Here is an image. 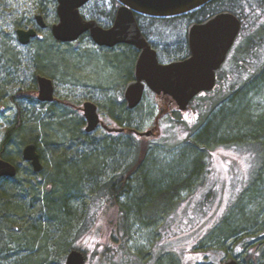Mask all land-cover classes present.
Segmentation results:
<instances>
[{"label": "rangeland", "instance_id": "374dc122", "mask_svg": "<svg viewBox=\"0 0 264 264\" xmlns=\"http://www.w3.org/2000/svg\"><path fill=\"white\" fill-rule=\"evenodd\" d=\"M243 6L241 11L245 29L238 47L244 44L246 37H253L256 31L264 30V0H244ZM42 7L45 9L46 23H56L57 8L53 0H0V99L4 108L0 114V155L20 166L17 195L27 206L26 216H13L17 221L6 222L0 218V264H33L40 259L39 264H64L71 250L64 252L59 246L61 233L58 225L55 226L46 215L48 208L45 198L50 197L54 190L62 201L64 194H71L70 190L77 188L88 175L97 176L95 193L92 188L83 186L79 198L71 201L75 211L74 221H77V216L80 217V223H74L71 228L72 237L70 233L67 238L71 247L82 245L83 231L77 238H73V232L78 226L86 225L85 220L90 218V221L92 216L103 211V204L108 211L106 215L111 224V235L117 236L118 227L112 223L122 213L120 210L115 212L116 207L130 204L135 193V201L142 208L157 207L161 201L172 205L166 210L163 203L161 211L155 212V215H148L149 211L146 210L140 211L139 221L131 216L133 221L129 223L125 243L133 256L142 258L145 264L152 257L156 259L150 264H182L189 251H200L204 264H223L227 255L233 259L238 257L243 264H264V253L258 258L249 255V245L240 246L245 236L257 235L264 215L258 216L255 228H239L237 234H228L230 221L232 224L243 215H255L260 207H244L243 200H240L235 207H222L223 217H219L216 207H191V200L198 198L194 196L197 191H193L194 188L181 189L185 186L182 181L173 185L170 192L161 185L162 177L169 176L176 181L177 172L171 165L189 147L185 141H196L202 130L220 114L222 106H230L239 95L247 92L252 110L264 109V94L256 92L258 85L252 77L257 63L264 61V46L260 47L264 41L254 39L252 52L247 54L246 61L239 62V66L232 69L230 85H218L212 93L200 96L186 114L168 105L164 106L165 113L161 114V102L149 90L141 106L128 111L123 92L133 75L134 52L127 47L104 50L94 45L88 36L74 43H56L50 30L40 31L42 41H34L29 47L21 46L16 40L15 30L20 27L19 24H32ZM115 12L114 0H93L83 8L82 14L106 27ZM141 25L145 27L144 32L150 42L158 48L159 59L163 63L183 56L189 19L183 16L173 20L143 17ZM37 76L53 81L58 102L39 103ZM241 88L242 93L237 95ZM88 101L96 104L103 120L116 128L130 125L134 129L148 131L160 118L158 134L148 141L133 135H106L102 129L87 136L80 108ZM243 118L245 116L235 112L222 125L213 128L223 130L227 128L225 124L235 126ZM178 121L183 124H177ZM76 123L81 125L84 134L80 129L76 133ZM8 132H12L11 142L6 144L4 139ZM20 135L23 139L29 135L30 138L23 140ZM212 137L209 142L213 146L209 148L208 157L213 156L217 162L227 157L241 161L248 160L249 156L264 159V148L258 149L256 142L227 144L222 141L229 139L226 136L220 134L216 140ZM29 141H35L39 146L44 167L40 176H30L22 157ZM220 141L224 143L218 145ZM201 160L203 156L200 163ZM70 162L73 164L66 165ZM218 166L222 176L227 177V171L220 164ZM124 176L128 180L125 186H120L119 191H123L125 196L116 203L108 195L99 198L98 190L102 186ZM192 183L193 180H190L188 184ZM54 186H57L56 189ZM0 192H3L1 184ZM56 212L61 214L60 210ZM180 236L186 237L181 240ZM114 239L119 245L123 243L118 236ZM110 251L111 264H138L132 255H121L116 248ZM158 257H161L159 261Z\"/></svg>", "mask_w": 264, "mask_h": 264}, {"label": "water", "instance_id": "95a60500", "mask_svg": "<svg viewBox=\"0 0 264 264\" xmlns=\"http://www.w3.org/2000/svg\"><path fill=\"white\" fill-rule=\"evenodd\" d=\"M59 23L51 26L53 38L60 43L77 42L89 34L93 42L101 47H115L120 44L134 46L140 51L135 66V80L128 83L124 91L125 101L130 110L136 109L143 101L145 89L157 96H170L180 112L187 111L190 103L201 93L211 92L216 87V72L226 59L227 53L241 32V21L233 13L222 12L202 24L189 28L191 56L185 60L161 64L158 54L144 37L136 15L153 18H171L199 10L214 0H116L119 8L114 25L106 30L96 21H86L80 10L92 0H55ZM40 29L47 28L42 14L35 17ZM17 40L23 45L30 44L38 35L34 28L16 30ZM38 100L43 103L55 101L53 81L42 76L36 78ZM85 118V132L91 134L103 125L97 106L85 102L81 108ZM109 132L124 133L125 130L110 129ZM135 135L149 139L154 131H133ZM23 160L31 163L35 173L43 170L38 147L27 144L22 152ZM16 166L0 159V179L15 178ZM85 256L71 251L65 264H85ZM224 264H238L230 258Z\"/></svg>", "mask_w": 264, "mask_h": 264}, {"label": "flooded vegetation", "instance_id": "af4514ba", "mask_svg": "<svg viewBox=\"0 0 264 264\" xmlns=\"http://www.w3.org/2000/svg\"><path fill=\"white\" fill-rule=\"evenodd\" d=\"M53 1L56 3L55 0H53ZM210 4H208V5H210ZM86 6H84L83 8H85ZM115 7H116V12L114 13V16L111 17V21H110L109 26H106V27H104L101 23H99L98 20L88 19V18H86L87 16H85V15H83V16L86 19H88L89 21H96L101 27L108 30L114 25L117 11L120 8V5L116 1H115ZM42 8L43 9H41V11L43 10V13L41 11H39L37 14H42V16L45 20V9H44V7H42ZM56 8H57V3H56ZM83 8L81 10V13H83ZM198 11H195V12H192V13H189V14H186L183 16V17H186L187 19L190 20V25H189L187 32H186V45H185V50H184L183 56L179 57V58H174V59L169 60L165 63H163L159 59V62L161 64H169V63L174 62V61L185 60V59L189 58L191 56V50H190V46H189V36H188L189 28L194 24H202V23L206 22L207 20L211 19L212 17L218 15L219 13H222V12H219L216 14H208V12H205V14H203V13L199 14ZM35 17L36 16H34V21H32V24L30 26H28L26 28H17V29H24L25 31H28L29 29L34 28L38 33L37 37L35 39H32L30 44H28L27 46H24V47H29L34 41H42L43 39H42L40 31L50 30V33H51V26L54 24H57L59 22V18L57 15V22L56 23H54L52 25L47 24V28L41 30L37 26V22L35 20ZM143 17L150 18V17H146L143 15H136L137 22L140 26V29H141L144 37L147 39V41H149L152 48H154L157 51L158 58H159L160 52H159L158 48L153 43L150 42L149 37L147 36L146 32H144L145 27L141 25V19ZM151 19H157V18H151ZM166 20H169V19H166ZM45 22H46V20H45ZM241 22H242V27H243V21L241 20ZM16 30H15V34H16ZM242 30H243V28L241 29L240 34L236 38L233 46L231 47V49L227 53L225 61L221 65L220 69L217 70V72H216V88L218 87L221 79L222 80L226 79V81L228 82L230 80V78L232 77V69L234 68V57H236V54H235L236 48L238 46V41H239L240 36L242 34ZM51 36H52V33H51ZM84 36H88L90 38V40L92 41V43L94 45H96L88 33L83 35L81 38H83ZM16 40H17V35H16ZM17 42H18V40H17ZM60 44H62V43H60ZM21 46H23V45H21ZM96 46L99 48H102L104 50H106V49L107 50H115L114 48H117V47L118 48H120V47L126 48L127 47V48L131 49L132 52H134V71H133L132 78L129 80L128 83L135 80V77H134L135 76V66H136V62L140 56V51L137 48H135L134 46H131V45H127V44H120V45H117V46L112 47V48L101 47L98 45H96ZM225 71H227L226 76H224V74H223ZM146 91H145V94H146ZM37 92H38V85H37ZM212 92L202 93L198 97L210 94ZM145 94H144V98H145ZM123 97H124V92H123ZM155 97L157 98L158 101L160 100V102H161L160 103V105H162V106H160L161 114L165 113L164 106L168 105L170 108L171 107L175 108V104H174V102H172V99L170 96H155ZM124 101H125V97H124ZM56 102H58V101L55 97V101L50 103V104H53ZM39 103L47 104V103H43L40 101H39ZM124 103H125L126 109L128 111H133V110L128 109L126 101ZM140 106H141V104L137 108H139ZM190 106H189L188 110L190 109ZM81 108H80V110H81ZM97 108H98V113L100 115V119L103 123V125H99L97 130L102 129L106 133V135H117L118 136L119 134L125 135L128 132V133H130L128 135H133V136L139 137V136L135 135V133H133V131L145 132V131H141L139 129L125 128V127H121L125 130L124 133L109 132L108 128H110V129H121V128H116L114 126L108 125L106 123V121L103 120V117L100 114L98 106H97ZM136 109H134V110H136ZM3 111H4V108L2 106V100L0 99V114ZM81 112H82V110H81ZM159 119L156 120L155 125L150 129V130L154 131L153 137H156L158 134ZM8 133H6V135H5L4 143H7L6 141H7ZM248 141L256 142L258 144V149L264 148V135L257 136V137H250V139H248ZM211 157L212 158L203 157V160H201V163H200L201 164V169H200L201 171L199 173H197V175L194 177L193 183L189 187L186 188L188 190L194 188L193 191L194 190L197 191L194 196H198V198L197 199L193 198V200H191V203H190L191 207H216V215H219V217H223L222 215L224 213V210H222V207H224L225 209L228 207H235L238 201L243 200L244 207H257V206L263 207V211L261 212V216H263L264 215V159H260L258 157H254V156H249L247 158L248 160L241 161V160H238L237 158L227 157V158H223L222 161L217 162L213 156H211ZM0 159L7 160V159L3 158L2 155H0ZM41 162H42V159H41ZM25 163L28 166V171L30 173V176H34V175L40 176V174L44 170V167H43V170L41 172L35 173L31 163H28V162H25ZM218 164H220L222 166L223 170L227 171V175H228L227 177L222 176V171H221V168L218 166ZM15 166L17 168V176L15 178H17L18 175L20 174L21 169H20V166H18L16 164H15ZM15 178H2V179H0V183L4 180H13ZM171 201H172V199H171ZM170 204L171 203L167 202V204H166L167 209H168V207L172 206V205L170 206ZM117 211H119L118 207H116L115 212H117ZM107 212L108 211L106 210V207H104V204H103V211H100L97 214V216H94V217L92 216V219L90 221H89L90 218L87 219V221L85 220L86 225L84 227V230L82 229L81 231H79L78 227H77L75 232H73V238L74 237L77 238L79 236V234L83 231V234L81 235L82 239H83L82 245L73 246L71 251L76 250V251L81 252L86 258L85 264H111V263H113L112 257H110V255H111L110 249H112V248L118 249V252L124 256L132 254V253L129 254V252L126 253L124 251L125 250L124 248L119 247V244L116 243L117 241H115L114 236L111 235V232H110V225L111 224L109 223V220H108L109 217H107V215H106ZM118 220H119V218L117 217L115 222L117 223ZM74 223H77V221ZM260 224H261L260 225V231L257 233V235L255 237L253 235H252V237L251 236H245L244 238H246V239L244 241H241V242H243V244H240V246L242 248L245 247V244L249 245L248 250H247L249 255H253V256H256L258 258L261 257L262 254L264 253V220H261ZM194 232H196V231H194ZM199 232H200V230H199ZM191 235H193V233ZM191 235H188V236H191ZM184 237H186V236H182L181 240L185 239ZM247 238H248V240H247ZM171 243H173V242H171ZM168 246H169V244H168ZM165 248H167V247L165 246ZM165 248H163V249H165ZM165 253L168 254L170 252L166 251ZM187 253H188L187 254L188 257L185 260H182V264H204V261L202 262V259L204 258V256L201 254L200 251H198V252L197 251L196 252L189 251ZM132 256H133V254H132ZM162 256H163V254H162ZM231 257L232 256L227 255V260L230 259ZM133 258H135L138 261V264H145L142 261V258L138 259L137 257H134V256H133ZM154 258L155 257H152L147 262V264H150ZM160 258L161 257H158V261ZM235 258L237 259L238 264H243L242 262L239 261L238 257H235ZM65 262H66V260H65ZM65 262H64V264H65ZM246 264H251V263H246Z\"/></svg>", "mask_w": 264, "mask_h": 264}, {"label": "trees", "instance_id": "16d2710c", "mask_svg": "<svg viewBox=\"0 0 264 264\" xmlns=\"http://www.w3.org/2000/svg\"><path fill=\"white\" fill-rule=\"evenodd\" d=\"M243 5H244V0H235V1L215 0L210 5L199 10L198 13L199 14H201V13L205 14V12H208V14H216L219 12L227 11V12H230V13L237 15L243 21L244 19H243V14L241 11L242 8H244ZM41 12L43 13V10ZM174 19H176V18H174ZM170 20H173V19H170ZM30 23L31 22H28L27 25L19 24L18 26H20L19 28H26V27L31 25ZM24 26H26V27H24ZM242 28H243V30L245 29L244 28V21H243V27ZM243 30H242V32H243ZM256 32L257 33L253 37H251V36H250V38L246 37L244 39V44L242 46H240V47L237 46V48H236L237 52L235 53L236 57H234V68L239 66V62L242 63V62L246 61L245 57L247 56V54L249 55L252 52L253 45H251V43L254 42V39H258V40L260 39V40H262V42L264 41V30L262 29V31H261V29H260ZM52 39H53V37H52ZM56 43H58V42L56 41ZM263 46H264V44L261 45L260 47H263ZM243 47H245V48H243ZM262 60H264V58ZM252 77L254 79H256V82L258 85L257 89H255L256 92L264 94V61H259V63H257L255 70H253ZM229 83L230 82L229 81L227 82L226 79H223V80L221 79V81L219 82V85L228 86V85H230ZM243 88H241V91H239L237 95L242 93ZM247 94H248L247 92H243V95H239L233 101V103L230 106H228V107L222 106L221 110H220V114L215 118V120H212V123L207 125L202 130V133L199 134V136H197L196 141L195 140L194 141H190V140L185 141L187 144H189V147L188 148L186 147V149L183 151V154L181 156H179L177 159H175L176 162L174 160V163H172V165H171V167L173 166L172 168H174L177 172L176 176H175L177 179L175 181L174 178H171L169 176H167L166 178L162 177L161 185L163 186V189L170 192V190H172V186L175 185L176 183H179V181H182L185 184V186L182 187L181 189H186L187 187L190 186L188 184L190 182V180H193L194 177L197 175V173H199L201 171L200 170L201 164L199 162L200 157L201 156L208 157V155H209L208 153L210 151L209 148L211 146H213L212 144H210L211 142H209L211 140L212 136H213L212 137L213 140H216L217 137L220 136V134L222 136H226V138H229V139H223L222 141L229 144V143H235V142L236 143L247 142L248 139H250V137H257V136L264 135V109H262V107L260 109L257 108V110L254 112L252 110V106L250 105V103L248 102V99L246 97ZM235 112H238V115L242 114L243 116H245V118H243L241 120V122L236 123L237 125H235V126L230 125L228 127V125L225 124L224 127H227V128L223 129V130H218V127L213 128V126H218L219 124L222 125V123L226 122V119L231 114H233ZM177 124H183V123L181 121H178ZM74 126L76 129V133H77V130L80 129L79 131L82 134H84L82 127L79 123H76ZM125 128H133V127H131L129 125ZM11 133H8V135H7V141H6L7 143L6 144H9V142H11V138H10ZM126 134L128 135L130 133L127 132ZM86 135L89 136L90 134L86 133ZM20 137H21L20 139H23V136L20 135ZM235 137H238V138H235ZM28 138H30V135ZM233 138H235V140ZM27 139H23V140H27ZM142 140L145 141V139H142ZM222 141L218 142L219 143L218 145H222L221 143H224ZM29 142L35 143L38 147V152H39L38 144L35 141H29ZM200 143H202V144H200ZM94 152H97V151H94ZM84 157H86V155ZM81 159H83V157ZM81 159H79V160L81 161ZM103 159H104V157H103ZM7 160L10 161L11 163H14L13 160H11V159L7 158ZM71 164H73V162H70L69 164H66V165H71ZM102 164H103V160H102ZM127 180H128L127 177L124 176V177H122V178H120V179H118L112 183L106 184V186L105 185L102 186L98 190V192L100 194L99 198H102V196L108 195L107 197H110L109 199L112 202L115 201V203H116L117 200H119L120 198L125 196V194H123V191L120 193L119 189H120L121 185L122 186L126 185ZM96 181H97V176L95 177V176L88 175L86 179L81 180V183L77 188L70 190V193L72 191L73 194L72 193L69 194V192L64 194L62 201L59 199V197H57L54 194V190H53L52 195L50 197L45 198L46 205H47L46 207L48 208V211H47L48 213L46 215H48L49 218L52 219V221L54 222L53 224L55 226L58 225L59 231L61 233V237H60L61 240L59 241V246L62 248V250L64 249V252L72 249V247L67 242V238H68L70 233H71V237H72V232H70V231H71V228L74 227L73 225L75 222L74 221L75 215L73 216V214L75 212L74 211V205L72 206L71 201L77 200L79 198V194L82 192L81 189H83L86 186L92 188V190L95 193ZM51 182L53 184H57V182H53V181H51ZM83 183H85V184H83ZM0 184L2 187V191H3V192H0V218H2V220L6 221V222H10V221L13 222V221H17L15 218L13 219V216L14 217L18 216L20 218H23L24 216H26L27 206L23 202L22 199L18 198V195H17V193H18L17 189L19 187L18 178H15L13 180H4ZM100 186H101V184H100ZM56 187L57 186H54L55 189H56ZM115 187H116V190L114 189ZM110 188H113V189H110ZM20 190L21 189H19V191ZM133 194H134V196H132L130 204H125L123 207H118V210L121 211L122 215L119 216V220L117 221V223L116 222L112 223L113 226L116 225L118 227L117 236L120 237L123 241V243H121V245H119V247L124 248L125 249L124 251L127 250V252H129V254H131V251L128 248L127 243H125L126 242L125 237L126 236L128 237L129 223L133 221L132 220L133 218L131 216L133 215L134 217H136V219H137L136 221H139V217H138L139 212L143 211V210L149 211L148 215L149 214L155 215V212L161 211L163 203L165 202V201L159 202V205L157 207H144V208H142V207H139V205L136 203V201H135L136 195H135V193H133ZM172 195H173V193H172ZM164 204H167V203H164ZM57 210H58V212L60 210L61 214H57V212H56ZM166 210H167V208H166ZM256 210L257 211L255 212V215H253V214L252 215H246V216L243 215L239 218L240 220L238 222L235 221L232 224H231L232 221H230L229 225H230L231 229L229 230L228 234H233V233L237 234V232H239V228H245V229H251L253 227L255 228V225L257 224L258 216L261 215V212L263 211V207H260L259 209H256ZM85 211H87V210H85ZM78 213H79V211H78ZM243 213H244V211H243ZM148 215H146V217ZM255 216H256V219L254 220ZM79 220H80V217L77 216V222L78 223H80ZM84 227H85V225H82V227L78 226L79 231H81L82 229L84 230ZM245 231H247V230H245ZM117 236H115V237H117ZM231 236H233V235H231ZM34 238H35V236L33 237V239ZM33 259H36V258H33ZM40 261H41V259L38 261V263L35 262L33 264H39ZM25 264H27V262Z\"/></svg>", "mask_w": 264, "mask_h": 264}]
</instances>
